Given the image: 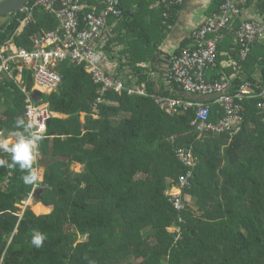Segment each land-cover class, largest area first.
<instances>
[{"label": "trees", "instance_id": "16d2710c", "mask_svg": "<svg viewBox=\"0 0 264 264\" xmlns=\"http://www.w3.org/2000/svg\"><path fill=\"white\" fill-rule=\"evenodd\" d=\"M159 1V8L149 10L154 0H122L123 17L114 32L118 36L109 47L114 50L116 40L126 45L120 53L128 56L124 66L150 94L189 100L175 84L172 89L166 85L157 89L160 81L151 75L155 67L150 72L144 66L183 7L172 0L168 5ZM225 2L211 0L209 14L219 12ZM94 3L84 0L83 13L92 11L88 6ZM236 3L243 16L253 9L264 20V0ZM148 11L153 22L139 30ZM35 15L36 22L17 35L25 14H11L0 26V48L13 42L31 50L36 33L59 25L41 7ZM239 24L235 19L222 33L235 38ZM186 44L182 42L176 55ZM235 44L219 46L209 81L231 73L221 67V52L227 49L238 60L241 47ZM250 48L240 62L243 71L232 83V93L241 83L255 81L254 74L264 69V45L257 42ZM58 71L62 83L56 92L33 94L35 103L49 104L54 113L65 116L51 119L36 163L44 168V177L34 203L51 212L36 215L31 207L21 212L19 206L34 188L24 184L25 173L18 166L0 167V264H264V111L259 110L258 99L240 102L245 124L238 134L201 135L192 123L194 112L171 115L150 98L127 92H109L95 117L97 87L85 66L63 62ZM25 83L28 88L33 84L29 72ZM26 98L13 79L1 76L0 129L6 137L14 138L15 120L25 118ZM219 110L211 105L213 121ZM181 150H192L195 165L185 190L191 201H183L178 211L168 192L188 171L178 158ZM0 159L10 161L3 152ZM74 164L82 165V170L75 171ZM42 204L35 212L46 211ZM33 230L47 234L39 249L30 243ZM80 237L86 240L79 241Z\"/></svg>", "mask_w": 264, "mask_h": 264}, {"label": "built area", "instance_id": "2783aa9c", "mask_svg": "<svg viewBox=\"0 0 264 264\" xmlns=\"http://www.w3.org/2000/svg\"><path fill=\"white\" fill-rule=\"evenodd\" d=\"M95 1L96 3L88 6L92 11L86 13H83L87 6L84 0H35L30 5L27 3L20 11L25 17L20 20L17 35L21 34L27 25L36 22L35 10L39 7L57 19L58 27L36 33L32 37L31 50L19 48L13 42H8L0 48V78L7 75L19 85L27 97L25 119L28 118L27 114L31 113L38 124H44L45 135L48 122L55 113L49 104L35 103L33 94L36 91L40 94H51L59 89L62 75L58 66L63 62L85 66L91 74L97 87L94 116L98 115V106L105 102V96L113 91L148 97L171 115L194 112L192 123L201 135L238 134L245 124V106L241 101L258 99V108L264 111V70L257 80L241 83L233 93L230 80L222 79L216 83H207L205 80V72L217 61V38L222 30L233 25L235 19H240L235 41L241 47V60H246L252 44L264 41V20L244 17L236 0H226L220 6L219 12L207 17L191 33L188 45L172 56L167 69L168 84L180 87L184 96L209 98V101H213L206 102L207 104L183 97L150 94L145 85H128V80L119 74L123 59L116 50L109 47L114 36L110 20L119 22L122 19V0ZM185 2L186 0L171 1L181 6ZM27 72L33 82L29 88L25 83ZM211 105L220 108L216 121L212 120ZM0 138H4L3 130H0ZM177 154L188 171L179 178L168 194L176 209L181 211L183 201H191L185 190L193 177L195 158L192 150H181ZM37 188L38 186L30 193L28 200L23 202L22 210L30 206L28 201L34 200Z\"/></svg>", "mask_w": 264, "mask_h": 264}, {"label": "crops", "instance_id": "0c3cea01", "mask_svg": "<svg viewBox=\"0 0 264 264\" xmlns=\"http://www.w3.org/2000/svg\"><path fill=\"white\" fill-rule=\"evenodd\" d=\"M160 2L161 1H159V0H154V2H152L151 5L149 6V10L154 9V8H159ZM163 2L166 5H168L167 0H164ZM211 5H212L211 0H186L185 4L183 5V7L179 13V18H178L176 24L171 28L170 32L168 33L167 38L160 45L158 50L155 52V56L151 59L149 65L148 64L144 65L147 69L149 68L150 72L155 67V69L151 72V75L155 78V80L160 81V83H157V85H156L157 89H159L160 85H166L170 89H172V87L167 82L166 73H161L162 69H160V67H158V65H156L155 63L152 64V61L153 60L158 61L159 58H163V61L160 62V66L163 67V70L167 71V68L169 67L170 62H171V60H167L168 57H171V59H172V56L176 54V51L179 49V47H181V44L183 41L185 42V40H186L187 41L186 45H188L189 37H190L191 33L193 31H195L204 22V20L207 17L212 15V14H209L211 11V8H212ZM126 6H127V4H126ZM130 7H131V4L128 6V8H130ZM126 9H127V7H126ZM134 10H135V4H134V6H132V11H134ZM129 15H132V13H129ZM165 16L167 17V14H164V17ZM244 17L251 18V19H261L259 17V15L253 9H250L249 11L244 12ZM152 19H153L152 14H149V11H148V13L145 15L143 22L141 23L140 26H138L139 30L143 29L144 25L153 22ZM111 20H110V23L113 26L114 32H115V30L116 31L119 30V22H116L115 20H113L111 22ZM123 32H124V30H123ZM116 36H118V34L114 33L113 38L115 39ZM113 38H112V40H113ZM230 38L231 37L229 36V33H221L217 38L218 48L220 45L221 46L226 45V48H227V46L231 45V43L233 45H236L234 35H233L232 39H230ZM260 43L262 45H264V41H262ZM112 45L114 46V50H116L119 53V55L123 50H126V47H125L126 45L124 43H122L121 41L116 40L112 43ZM218 54H219V50H217V58H218ZM120 56L123 59V62L121 64L119 62L120 70H121L122 74H124V78L126 80H128V82H129L128 85H137L135 79L132 76L131 70L128 67L124 66V63L128 59V56L122 55V54ZM221 56L224 57L223 61L221 62V67L224 70L225 69L230 70L231 73L228 74L226 72H223L220 79L209 81L207 79V74L213 68V66H212L210 69H208L205 72V80L207 83L220 82L222 79L230 80L231 83H234V81L239 79L238 77L243 71L242 65L240 63L241 62V56L238 60H236L232 57V55L230 54V51L227 49L222 50ZM225 57H227V58H225ZM166 61H168L169 63H165ZM263 70L258 71L254 74L256 80H257V77L262 74ZM54 117L65 118L64 115L58 114V113H55ZM81 120L84 121V115L82 116ZM3 131H4V137H6V132H5V130H3ZM4 154H7V153H4ZM39 157H40V154L38 155L37 159ZM36 161L38 162V160H36ZM73 168L75 171L80 172L82 170V165L74 164ZM38 170H39L40 176L43 178L44 174L42 176L41 171H43L44 168L39 167ZM42 178H41V181H42ZM27 200H28V198H27ZM49 211L51 212V209ZM46 214H48V213H46Z\"/></svg>", "mask_w": 264, "mask_h": 264}, {"label": "clouds", "instance_id": "9594fccd", "mask_svg": "<svg viewBox=\"0 0 264 264\" xmlns=\"http://www.w3.org/2000/svg\"><path fill=\"white\" fill-rule=\"evenodd\" d=\"M27 116V119L18 117L15 120L14 128L16 131L14 132V139L10 137L0 138V152L7 153L10 157V161L0 159V167L12 169L18 166L25 173L22 176L24 184L35 188L41 181L39 170L36 167V160L39 155L40 145L46 139V135L44 124H38L31 113H28ZM19 207L22 209V205ZM46 239V233L33 230L30 243L39 249L43 247Z\"/></svg>", "mask_w": 264, "mask_h": 264}, {"label": "water", "instance_id": "95a60500", "mask_svg": "<svg viewBox=\"0 0 264 264\" xmlns=\"http://www.w3.org/2000/svg\"><path fill=\"white\" fill-rule=\"evenodd\" d=\"M29 1L30 0H0V26L5 25L9 21L11 14L19 13ZM167 60H171V57H168ZM162 61H163V58H159L158 61L153 60L152 64L155 63L156 65H158V67L162 69L161 73H166L167 75V71L163 70V67L160 66V62ZM165 63H169V62L166 61ZM34 94L39 95L40 93L36 91L34 92ZM186 97L190 99H197L203 103H206L207 101H209V98H201V97H195V96H189V95H186ZM50 123H51V120L48 122V126L50 125Z\"/></svg>", "mask_w": 264, "mask_h": 264}, {"label": "rangeland", "instance_id": "374dc122", "mask_svg": "<svg viewBox=\"0 0 264 264\" xmlns=\"http://www.w3.org/2000/svg\"><path fill=\"white\" fill-rule=\"evenodd\" d=\"M122 76H123V78H124V74H122ZM96 116H97V115H96ZM40 158H41V156H40L37 160H40ZM73 169H74V168H73ZM43 174H44V170L41 171V175H42V176H43ZM41 178H42V177H41ZM42 180H43V178H42ZM28 203L30 204L32 211H33L36 215H44V214L50 212V211H49L50 208L44 206L42 203H34L33 200H29ZM37 204H42V205L45 207L46 211H45V212H42V213H37V212H35V207L37 206ZM191 204H192V202H191ZM48 209H49V210H48ZM22 211H23V210H22ZM84 240H86V237H80V238H79V241H84Z\"/></svg>", "mask_w": 264, "mask_h": 264}]
</instances>
